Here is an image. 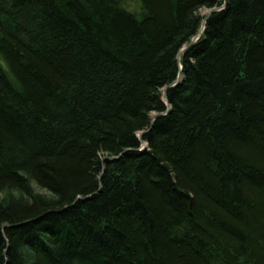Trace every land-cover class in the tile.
I'll list each match as a JSON object with an SVG mask.
<instances>
[{
  "label": "trees",
  "instance_id": "obj_1",
  "mask_svg": "<svg viewBox=\"0 0 264 264\" xmlns=\"http://www.w3.org/2000/svg\"><path fill=\"white\" fill-rule=\"evenodd\" d=\"M11 190L0 264H264V0H0Z\"/></svg>",
  "mask_w": 264,
  "mask_h": 264
},
{
  "label": "water",
  "instance_id": "obj_2",
  "mask_svg": "<svg viewBox=\"0 0 264 264\" xmlns=\"http://www.w3.org/2000/svg\"><path fill=\"white\" fill-rule=\"evenodd\" d=\"M224 7V5H220V6H216V7H212L210 8L209 10H207L205 13H204V16H203V19H202V22H201V26L198 30V32L196 33V35L191 39V41L189 43H187L183 48H181L177 54V59H179L180 55L191 45L193 44V42H195L202 34L203 32V29H204V26H205V22L207 20V18L210 16V14H212L213 12L217 11V10H220ZM181 79V72H179L178 76L176 77V79L169 85L165 86L163 89H162V95L166 96V91L173 85H176L179 83ZM166 100V99H165ZM167 103V102H166ZM169 111V106L167 107V109L165 110L164 113L168 112ZM164 113H155L153 114L150 119H151V122L154 121L155 118H157L158 116H160L161 114H164ZM145 132H139L138 133V137L139 139L141 140V136L144 134ZM145 145L143 142H141V145H140V149L144 148ZM114 158H117L116 156H108V157H105L103 158L102 161L104 160H112ZM101 176V175H100ZM100 176L98 177V179H100Z\"/></svg>",
  "mask_w": 264,
  "mask_h": 264
},
{
  "label": "rangeland",
  "instance_id": "obj_3",
  "mask_svg": "<svg viewBox=\"0 0 264 264\" xmlns=\"http://www.w3.org/2000/svg\"><path fill=\"white\" fill-rule=\"evenodd\" d=\"M209 10V9H205V8H201L199 10V13L204 16V13ZM186 45V44H185ZM184 45V46H185ZM183 46V47H184ZM182 47V48H183ZM32 185V190L34 192V194H38L40 196H42L44 199H51L53 198V196L48 193L47 191L43 190V189H40L38 188L36 185H34L33 183L31 184ZM15 198V199H18V198H23V199H26V197H24L21 193L17 192V191H0V199L2 200H7L8 198Z\"/></svg>",
  "mask_w": 264,
  "mask_h": 264
}]
</instances>
